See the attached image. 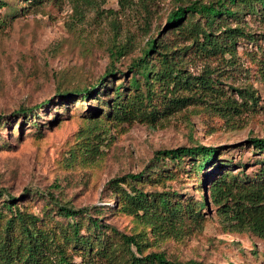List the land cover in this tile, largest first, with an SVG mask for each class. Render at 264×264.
I'll return each mask as SVG.
<instances>
[{
	"label": "rangeland",
	"instance_id": "rangeland-1",
	"mask_svg": "<svg viewBox=\"0 0 264 264\" xmlns=\"http://www.w3.org/2000/svg\"><path fill=\"white\" fill-rule=\"evenodd\" d=\"M3 1L0 202L13 196L18 209L35 216L34 225L61 244L76 263L84 259L94 264H124L129 250L134 251L109 227L93 229L87 224V217L92 216L118 232H140L143 253L162 251L168 259L181 263L264 264V237L230 221L209 195V184L224 171L244 179L264 168V152L248 140L264 133V8L245 12L237 20L223 19L230 26H241L247 34L236 39L232 55L223 52L205 57L190 49L179 57L184 73L206 75L217 87L216 96L193 89L180 91L190 99L163 113L165 98L156 90L151 102L158 108V116L148 123L119 120L114 112L107 114L108 106L100 100L109 98L110 102L111 89L106 90V85L118 82L123 84V97L134 93L127 84L128 64L148 38L155 39V50L188 42L165 27V18L171 9L192 0ZM119 43L125 44L123 53L113 58L109 48ZM152 52L153 58L158 56ZM107 67L114 68L115 75H109L103 87L96 86L100 92L93 90L84 99L80 94L61 99L56 95V90L94 82ZM152 88L156 89L155 83ZM143 89L140 84L139 90ZM227 97L243 101L240 112L219 107ZM46 99L47 103L32 112H16ZM194 143L216 146L213 159L199 172L186 157L176 163L165 159L152 165L155 149ZM147 166L160 177L135 185L148 192H168L170 200H178L182 205L178 225L149 231L138 215L119 209V191L129 188L128 181L120 182L116 191L106 185L111 177ZM204 197L200 216L190 218ZM59 205L86 207L78 219V233L91 238L89 247L73 246L72 240L64 239L70 218L56 212ZM2 210L0 264L6 261V249L16 250L23 243L20 241H26L13 223H7L9 211ZM34 253L38 257L37 250ZM23 260L7 259L8 264H29Z\"/></svg>",
	"mask_w": 264,
	"mask_h": 264
},
{
	"label": "trees",
	"instance_id": "trees-1",
	"mask_svg": "<svg viewBox=\"0 0 264 264\" xmlns=\"http://www.w3.org/2000/svg\"><path fill=\"white\" fill-rule=\"evenodd\" d=\"M2 5H4V1L0 0V6ZM262 8H264V0H215L210 2L192 0L171 9L166 15L165 27L176 31L182 39H186L188 42L173 47L162 46L159 50H155L157 45L155 39L148 38L145 45L140 48V53L128 64L130 74L127 84L134 93L123 97L124 94L122 95L120 90V87H123L121 82L110 87L106 85V90L111 89V100L109 102V98H102L100 101L108 106L107 114L114 112L117 115L116 118L123 121L135 119L152 123L158 116V108L151 102V95L156 90L165 98L162 105L163 113L177 109L190 99V96L180 94V91L193 89L216 96L217 87L209 81L206 75L184 73V70L179 66V57L185 55L190 49H193L197 55L205 57L222 55L223 52L232 55L236 39L247 34L241 26H230L223 19L231 17L237 20L245 12H254ZM124 47L125 44L122 43L111 46L109 55L117 58L123 53ZM152 51L158 54V56L154 55L155 61ZM261 64L264 68V57ZM113 69L112 67L105 68L94 82L80 88L56 90V95L61 99L68 94H80L79 97L84 99L93 90L98 89L97 85L102 86L101 84L106 81L105 79L109 75H115L116 70ZM154 83L156 89L152 88ZM140 84L144 87L143 90H139ZM98 90L101 91V89ZM98 90L97 92H100ZM244 92L249 94L247 90ZM94 97L98 99L97 96L94 95ZM48 100L31 106L19 107L16 112H32V109L42 106ZM220 103V108L233 113L240 112V105L243 101L236 102L233 98L227 97ZM248 140L253 148L264 152V133L261 136H251ZM215 149L216 146L201 143L157 148L151 157V160L154 161L152 165L165 159L176 163L179 159L186 157L189 158L190 166L194 171L199 172L213 159ZM259 169L258 175L254 174L252 177L244 179L241 178L243 176H238L236 173L224 171L209 184V195L210 200L222 208L230 221L264 237V168L260 167ZM153 171L150 166H147L135 172H125L120 176L111 177L106 182L107 187L116 191L120 182L128 181L129 188H120L119 191L118 197L121 200L119 209L138 215L139 220L143 224H147L151 232L163 225H178L182 215L181 203L178 200H170L167 196L168 192L156 190L148 192L135 185L146 180L156 181L160 174ZM152 172L153 176H151ZM14 199L13 196H9L0 202V216L2 209L8 210L10 217L6 218L8 219L7 223H13L19 235H23L22 237L26 241H20L19 243H23L16 250L6 247L10 249H6L7 252L3 255L4 260L23 257V263L29 262V264H94V262L84 261V259H81L80 263L72 261L63 252L61 244L54 242L52 237H49L51 235H45L38 226L34 225L35 216L24 214L18 209ZM205 204L204 197L190 218L196 220L200 216V207ZM84 211H86V207L72 208L67 205H59L56 209L57 213L62 214L65 218H70V222L67 221L69 232H64L63 237L67 242L72 240L73 246L78 243V245H88L89 247L91 242V238L78 233L80 226L78 219ZM87 224L98 230L109 227L120 236L128 249H130V245L134 247V251L129 250L124 264H200L194 260H187L183 263L170 260L164 252L157 250L143 253V240L138 231L129 234L118 232L113 226L92 216L87 217ZM8 227L6 226V228ZM36 250L39 254L38 257L34 253ZM85 251L87 250L85 249ZM49 253L50 255L47 256ZM6 261L4 264H8Z\"/></svg>",
	"mask_w": 264,
	"mask_h": 264
}]
</instances>
